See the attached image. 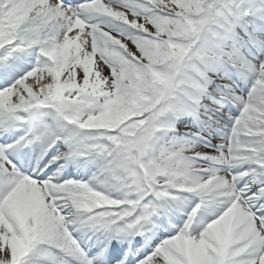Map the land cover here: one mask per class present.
I'll return each mask as SVG.
<instances>
[{
	"label": "snow or ice",
	"instance_id": "obj_1",
	"mask_svg": "<svg viewBox=\"0 0 264 264\" xmlns=\"http://www.w3.org/2000/svg\"><path fill=\"white\" fill-rule=\"evenodd\" d=\"M0 264H264V0H0Z\"/></svg>",
	"mask_w": 264,
	"mask_h": 264
}]
</instances>
